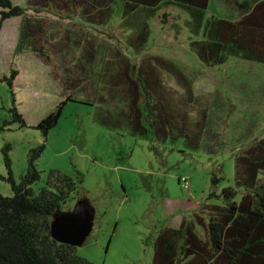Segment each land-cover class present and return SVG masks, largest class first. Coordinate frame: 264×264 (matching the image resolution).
<instances>
[{
  "label": "trees",
  "instance_id": "16d2710c",
  "mask_svg": "<svg viewBox=\"0 0 264 264\" xmlns=\"http://www.w3.org/2000/svg\"><path fill=\"white\" fill-rule=\"evenodd\" d=\"M211 1L26 0V8H22L12 0H0V17L1 23L22 17L20 47L27 44L48 63L51 60L45 54L46 48L32 42L33 35L45 33V27L34 16H28V10L79 19L95 29L107 28L118 17L121 46L132 52L134 59L119 47L87 39L79 31L67 33L63 43H47L49 51L62 59L64 87L80 90L87 97L82 103L98 106L95 120L100 127L144 138L156 154V145H180V153L186 154L199 151L204 140L211 138L208 113L204 109L194 115L193 90L174 62L160 56L135 59L143 55L151 38L150 21L162 11L179 10L189 18L186 25L190 49L202 64L219 66L231 58L264 64V0H227L236 12L235 17L228 19L207 17ZM167 17L164 12L165 21ZM72 43L82 48L74 65L69 59ZM165 73L187 89V97L178 99V92L166 83ZM18 75L17 70H12L3 79L13 97L11 120L4 127L13 123L27 127L14 92ZM98 85L100 91L95 89ZM69 101L79 102L73 97ZM108 103L112 109L103 107ZM66 105L62 102L33 126L43 133L45 142L30 151L27 171L19 182L13 178L12 146L2 149L9 176L0 175V179L11 185L13 195L6 197L0 193V264H93L79 257L76 247L57 242L51 235L56 211L72 210L79 200L86 198L80 189L83 174L75 172L71 176L53 169L45 184L38 191L34 188L41 181L36 163ZM122 153L120 150L118 156L124 161ZM219 180L214 176V184ZM179 183L184 188L181 180ZM209 199H215V203H201L192 216H183L178 226H168L157 234L152 264H264V139L252 141L237 152L234 186L224 188L220 194L211 193Z\"/></svg>",
  "mask_w": 264,
  "mask_h": 264
},
{
  "label": "rangeland",
  "instance_id": "374dc122",
  "mask_svg": "<svg viewBox=\"0 0 264 264\" xmlns=\"http://www.w3.org/2000/svg\"><path fill=\"white\" fill-rule=\"evenodd\" d=\"M12 2L26 8V0ZM164 12L168 13L166 21ZM27 14L44 25V34L32 30V42L46 48L45 54L51 61L46 62L27 44L20 47L22 17L4 23L0 17V175L9 176L2 149L11 145L13 178L19 182L27 171L30 151L45 142L43 133L33 126L67 102L36 163L41 181L34 186L35 190L45 184L53 169L71 176L82 173L81 193L96 209V218L87 242L76 249L77 255L93 264H152L157 234L168 226H178L182 217L192 216L201 203H215V199H209L211 193L220 194L224 188L234 186L237 152L252 141L264 139V64L231 58L223 65L208 67L190 49L188 16L179 10L159 13L150 21L151 38L145 52L135 60L160 56L183 71L194 94L191 110L196 116L206 110L211 138L204 140L199 151L182 154L183 146L156 145V154L144 138L100 127L95 120L98 106L82 103L87 97L80 90L65 89L62 59L47 45L63 43L67 33L79 31L87 39L119 47L134 59L135 55L121 46L119 18L107 28L95 29L79 19H62L49 12L28 10ZM235 15L227 0H212L207 11L208 18L228 19ZM71 47L69 59L74 65L82 48L76 43ZM12 70L19 72L14 92L18 109L27 122L25 128L17 123L4 127L11 120L13 97L3 79ZM164 77L178 92V99L188 96L187 89L176 78L167 73ZM95 89L100 91L101 85ZM70 97L79 102L69 101ZM103 107L113 108L110 103ZM120 150L124 161L119 160ZM214 176L220 178L216 184ZM183 178L188 180L189 190L179 183ZM0 193L6 197L13 195L6 180L0 179Z\"/></svg>",
  "mask_w": 264,
  "mask_h": 264
},
{
  "label": "water",
  "instance_id": "95a60500",
  "mask_svg": "<svg viewBox=\"0 0 264 264\" xmlns=\"http://www.w3.org/2000/svg\"><path fill=\"white\" fill-rule=\"evenodd\" d=\"M95 218L96 209L91 201L81 199L72 210L56 211L51 224V235L57 242L82 247L93 231Z\"/></svg>",
  "mask_w": 264,
  "mask_h": 264
},
{
  "label": "built area",
  "instance_id": "2783aa9c",
  "mask_svg": "<svg viewBox=\"0 0 264 264\" xmlns=\"http://www.w3.org/2000/svg\"><path fill=\"white\" fill-rule=\"evenodd\" d=\"M180 180H181V182L183 183V187H184L185 189H189L190 184H189L188 180H187L186 178H183V179H180Z\"/></svg>",
  "mask_w": 264,
  "mask_h": 264
}]
</instances>
